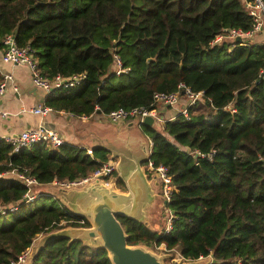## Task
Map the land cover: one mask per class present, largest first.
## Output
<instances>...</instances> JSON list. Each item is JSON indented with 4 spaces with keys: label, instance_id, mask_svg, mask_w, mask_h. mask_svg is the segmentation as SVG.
<instances>
[{
    "label": "trees",
    "instance_id": "16d2710c",
    "mask_svg": "<svg viewBox=\"0 0 264 264\" xmlns=\"http://www.w3.org/2000/svg\"><path fill=\"white\" fill-rule=\"evenodd\" d=\"M253 24L245 0H0V42L10 33L18 46H29L49 79L85 74L48 93L44 105L53 111L151 108L155 92L179 84L202 93L163 132L141 125L152 141L143 164L164 165L172 177L164 203L173 212L169 228L117 218L128 245H164L203 264H264V42L255 39L260 31L241 42L229 37ZM114 55L128 72L115 73ZM109 157L103 146L89 155L65 142L16 152L0 142V264H10L53 223L82 226L74 220L84 218L36 187L86 177ZM16 174L36 180L32 203L24 204L28 187ZM12 205L16 211L8 212ZM26 264L112 263L101 247L54 234Z\"/></svg>",
    "mask_w": 264,
    "mask_h": 264
},
{
    "label": "built area",
    "instance_id": "2783aa9c",
    "mask_svg": "<svg viewBox=\"0 0 264 264\" xmlns=\"http://www.w3.org/2000/svg\"><path fill=\"white\" fill-rule=\"evenodd\" d=\"M245 4L248 8V14L253 18V27L248 31L241 30H231L229 32V37H248L252 36L255 33L261 31L263 22H264V1L263 0H245ZM222 38V35H219L215 38V41H219ZM1 52V60L4 63H9L13 65H24L29 69L32 83L35 87L41 88L44 91L48 92L52 89H58L61 87H72L79 83L84 77L85 74H74L69 77H61L60 75H56L53 79H49L44 77L39 68L38 62L33 57V51L29 46H18L14 40V36L12 34H6L3 36L0 42ZM115 61V73L121 74L129 71L128 67H123L120 59L114 55ZM12 76L10 74H6L3 76V80L0 82V98L4 95L6 90V83L10 81ZM16 89V88H15ZM180 95H183V98H186V103L183 104L178 112H181L185 116H187V108L191 105H194L197 100H199L202 96L201 92H193L189 87L184 86L183 84H179L177 90L172 92H155L152 95V101L150 107H133V108H116L110 111L108 114H102L109 122L112 124L122 125L126 122H135L138 125H141L142 121L145 117L151 116L154 118L155 123H157L158 118L156 114L157 105L164 107H174L178 104L181 99ZM51 109L46 105H40L36 108L29 109L30 112L45 115ZM97 111V110H96ZM96 111L91 112V114L96 113ZM9 112L0 109V122L3 118H5ZM90 114V113H89ZM86 115H82L81 117H85ZM170 120V119H169ZM162 121V120H161ZM168 121V120H167ZM163 122V121H162ZM165 123V122H164ZM49 142L53 146H59L64 141L57 131L47 128L42 124L37 125L34 128H27L22 130L16 134H3L0 135V142H4L12 147V151L16 152L23 147L31 146L37 142ZM149 146H152V141L149 140ZM89 155L92 154V150H87ZM146 169L152 173H156L161 189L163 202L167 203L170 199V195L174 190V185L172 184V177L168 172V168L164 165H159L158 167H154L152 161L148 160ZM264 166V161H263ZM113 164L106 162L102 165L101 168L94 171L93 173L87 175L86 177L74 180V181H59L54 179L51 183L59 188H77V187H89L94 185H103L110 186L114 183L115 178L112 177L113 174ZM16 176L24 182V184L28 187V191L24 194V204H30L37 198L38 194H32L31 189L33 185H36L37 182L33 177H28L22 174H16ZM65 187V188H64ZM17 205H12L8 207V212H14L17 209ZM166 207V206H165ZM167 212L169 213V217L167 218V230L171 223V212L166 207ZM6 210V211H7ZM3 213H6L3 211ZM81 218V217H80ZM74 222L83 224L85 222L84 219L74 220ZM64 220H61L59 223H53L51 226H60L65 224ZM39 235V234H37ZM36 235V236H37ZM35 236V237H36ZM35 238L32 240V243L29 247L23 250L14 260L10 261V264H26L28 258L32 255L34 250ZM202 259V258H200Z\"/></svg>",
    "mask_w": 264,
    "mask_h": 264
},
{
    "label": "crops",
    "instance_id": "0c3cea01",
    "mask_svg": "<svg viewBox=\"0 0 264 264\" xmlns=\"http://www.w3.org/2000/svg\"><path fill=\"white\" fill-rule=\"evenodd\" d=\"M256 35H259V37H255L256 40L264 42V37H262L264 35V23H263L261 31L257 33ZM1 52L2 50L0 48V73L2 77L6 74H10L12 78L10 81H7L6 90L4 92V95L0 98V109L9 112V114L5 118H3L0 122V135L16 134V133L21 132L24 129L34 128L37 125L42 124L47 128L57 131L65 143L84 148L86 150V153H87V150H92L93 147L95 146H103L107 148L110 151V157H109L110 159L107 162L112 163L113 165L114 164L119 165L120 157L118 154L111 152L109 148L111 144L106 139L107 136L104 138L103 135L99 134L97 135L98 137L97 140L92 141V142L81 137L83 129L79 126L80 121L95 120V121H98L100 124H105L108 121L107 118H105L102 114H97V113H93V114L90 113L83 118L81 116L72 115L70 113L67 114L63 110H58V111L50 110L45 115H39V114L30 112L29 109L36 108L40 105H44L46 96L53 89L46 92L41 88L35 87L34 84L32 83L29 69H27V67L24 65H13L9 63H4L1 60ZM155 111H156L157 117L160 118L163 122H166L169 119L171 120L172 118H174V116L178 112V111L175 112L176 110L174 109V107H164L160 105L156 106ZM129 123H128V126H132L135 124V122H132L131 125H129ZM113 125L120 127L124 124L122 125L113 124ZM156 125L157 123H154V126ZM138 126L141 127V125H138ZM95 134L96 133H94V135ZM145 160L146 158L141 161L132 160L128 162L126 166H139L140 163L143 164ZM131 176H137L139 181L143 183L146 187L145 200L141 204L142 216L143 215L145 216L144 203L146 202L148 197H152L153 200L151 202V205H154V202H155L154 197L157 196L156 190L151 188L152 194L149 195L148 187H147V183L149 184V182L146 183L145 180L142 181L140 176L137 174H132L129 177ZM112 177L115 178L114 183L110 186H105V187L108 188L109 190L127 194L126 181L129 177L123 180L122 177L119 176L115 172H113ZM120 182H123L124 190L120 188ZM47 186L54 187L55 185H53L52 183H49L48 185H40V186L38 185L37 188L39 192H47V190L45 189V187ZM99 186H103V185H94V186L82 187V188H85L88 190L92 187H99ZM47 193L52 194L55 198L58 197L54 195L51 191H48ZM71 209L72 208H70L69 210ZM71 211L76 213V210H71ZM151 212L152 210L149 212V214L151 215L149 214L147 215L149 217L155 216L154 214H152L155 211H153L152 213ZM161 215L163 217L165 214L162 213ZM142 216L140 217L139 220H142ZM157 218L160 219L159 217H156V219ZM159 221L160 220H158V223H161ZM156 225H157L156 222H154L153 225L150 224L152 228L157 227Z\"/></svg>",
    "mask_w": 264,
    "mask_h": 264
},
{
    "label": "rangeland",
    "instance_id": "374dc122",
    "mask_svg": "<svg viewBox=\"0 0 264 264\" xmlns=\"http://www.w3.org/2000/svg\"><path fill=\"white\" fill-rule=\"evenodd\" d=\"M185 101L186 98H181L179 100L178 104L174 106V109L176 110L175 112L180 110L181 106L186 103ZM128 123L129 122H126L124 125L117 127L109 121H107L105 124H100L95 120L80 121L79 126L83 129L82 136H80L91 142L97 140V135L99 134L103 135L104 138L107 136L106 139L111 144V146L109 147L111 152L118 154L120 157V160L117 159L119 160V165L114 164L113 171L121 176L123 180H125L132 174L139 175L142 181L145 180L146 183L149 182V184L147 183L149 195L152 194L151 188L156 190V195L158 197H154V205H151V202L153 200L152 197H148V199L144 203L145 216H142L143 222L148 226H150V224L153 225L154 222H156L157 225L167 224L166 221L169 217V213L167 212V209L163 202L162 189L157 174H149L150 171H147L146 166L141 163L139 166H126L127 163L132 160L141 161L145 158H149V155L151 154V147L149 146L150 136L143 130V128L139 127L137 123L132 126H128ZM163 125L164 122H162L161 119H158L157 125L154 127V131L157 133L163 132ZM93 132L96 134L94 135ZM45 189L47 190V192L51 191L54 195L58 196L59 198H56L58 202L65 205L68 209L72 208L71 210H75V201L85 195L87 190L85 188L81 189L80 187L60 189L55 186H47L45 187ZM38 191L39 190L36 187V192ZM151 210L152 212L155 211L154 213L151 212L155 215L153 217H149L147 215ZM162 213L165 214L163 217L161 215ZM156 217H159L160 219H156ZM158 220H160L159 222L161 223H158ZM89 226H84L83 224L82 226H72L65 223L60 226L52 227L44 233H39V235L35 237L36 240L33 247L34 249H36L37 246L41 245L44 239H46L50 235H68L67 231L70 229L87 228ZM85 242L87 244L93 245L89 241ZM151 251L162 258L163 264H203L206 262L204 259H197L192 261L184 260L182 259L179 251H167L164 245H161L155 250Z\"/></svg>",
    "mask_w": 264,
    "mask_h": 264
},
{
    "label": "water",
    "instance_id": "95a60500",
    "mask_svg": "<svg viewBox=\"0 0 264 264\" xmlns=\"http://www.w3.org/2000/svg\"><path fill=\"white\" fill-rule=\"evenodd\" d=\"M234 40L241 42L242 38L236 37ZM96 113L101 114V111L97 110ZM154 123V118L147 116L141 125L154 126ZM126 190L127 194L109 190L105 186L88 189L85 195L75 201L74 207L76 213L85 218L90 226L70 229L67 236L89 241L105 249L112 264H163L162 258L150 249L127 244V234L117 217L140 219L146 187L137 176H131L126 181Z\"/></svg>",
    "mask_w": 264,
    "mask_h": 264
}]
</instances>
